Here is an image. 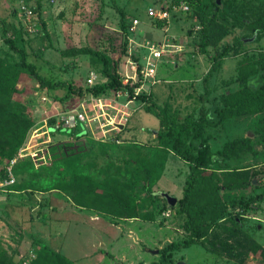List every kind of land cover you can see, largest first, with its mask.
I'll use <instances>...</instances> for the list:
<instances>
[{
	"label": "rangeland",
	"instance_id": "1",
	"mask_svg": "<svg viewBox=\"0 0 264 264\" xmlns=\"http://www.w3.org/2000/svg\"><path fill=\"white\" fill-rule=\"evenodd\" d=\"M37 1L24 0L33 9L32 15H24L19 11L20 0H0L1 92L6 112L27 122L20 130L23 141L12 157L15 181L0 189V249L12 241L13 264L24 260L35 264L43 247L53 249L47 242L55 239V251L73 264L158 262L163 246L188 236L182 228L185 215L169 207L160 195L150 202L146 193L147 187L169 191L166 187L174 182L170 187L178 202L188 176L186 161L171 152L172 140L160 119L165 117L178 126L186 143L195 139L192 126L202 104V78L211 57L228 44L230 50L209 78L211 92L203 104L217 120L224 106L221 93L233 92L248 113L206 125L203 134H215L214 127L220 123L218 143L254 135L252 122L264 115V102L243 103L256 88L242 87L239 76L253 77L252 66L259 65L264 56V33L258 29L264 24V0H189L192 12L175 9L168 19H158L156 13L174 0H40L39 13ZM213 4L215 20L227 26V33L201 53L197 11ZM156 20L166 23L156 26ZM5 37L25 51L26 61L39 76L61 84L41 86L27 68L18 65L19 54L7 46ZM236 37L243 39L239 46L233 44ZM79 46L102 50L118 60L124 77L133 81L140 77L136 91L146 92L150 101L130 99L124 90H87L106 83L107 78L94 55L62 53ZM151 49L161 50L160 56L150 57ZM141 70L150 71V76L143 80ZM68 83L82 87L84 93H73ZM79 114L84 118L79 119ZM69 117L75 121L67 122ZM259 128L253 140L258 156L241 149L227 168H248L255 183L238 192L216 194L209 186L198 193L197 204H208L216 196L218 201L225 200L222 211L206 213L212 218L222 212V217L212 223L204 239L172 251L168 264L179 260L185 264H264V127ZM12 158L0 154L5 177ZM210 167L219 169L216 164ZM76 176L86 177L99 191L116 188L143 204L146 211L154 210V220L131 222L98 212L102 216L97 220L86 221V216L95 217L88 212L93 209L76 207L66 193L55 188L60 182H73ZM232 199H246L251 207L244 209ZM70 207L80 211L76 227L67 230L63 225L52 240L46 239L54 235L47 227L50 220L71 222ZM168 209L170 214L165 216ZM233 217L239 222L232 221Z\"/></svg>",
	"mask_w": 264,
	"mask_h": 264
},
{
	"label": "trees",
	"instance_id": "2",
	"mask_svg": "<svg viewBox=\"0 0 264 264\" xmlns=\"http://www.w3.org/2000/svg\"><path fill=\"white\" fill-rule=\"evenodd\" d=\"M180 1H185L189 5V12H192L191 6L193 3L189 0H174L173 3L177 5ZM37 11L40 12V0L37 1ZM214 8L216 5H205L199 11H197V18L200 25V42L199 51L201 53L206 52L208 45H214L218 39L227 33V26L221 24L215 20ZM186 11V12H188ZM121 12V11H120ZM164 20H156L154 23L156 26L165 25ZM44 27V23L42 22ZM260 32L264 33V24L260 23L258 26ZM7 46L19 54L18 65L27 68V70L37 79L41 86L55 87L61 84V82H50L36 73L35 66L26 61L25 51L18 47L14 40L5 37L3 38ZM243 39L236 37L233 44L235 46L241 45ZM228 44H224L220 51L211 57V64L206 74L202 78L203 92L199 95V99L202 102L199 108V116L193 122L192 131L193 135L189 143H186L182 131L176 125L169 124L165 117L160 119V125L166 129L167 136L172 140V149L174 153L181 159L186 161L189 165L188 176L186 184L183 187L182 197L178 199V202L171 207L177 212L185 215L183 219V229L187 231L188 236L180 241H172L167 243L160 249L161 259L158 262H152L151 264H168L171 252L174 250H180L187 248L192 244L198 243L207 236L208 229L211 228L212 223L222 217V212L217 213L212 218H208L206 213L208 210L224 208L225 200L218 201V197L214 200H209L208 204H197L195 197L198 193L204 192L208 189L213 190L216 194L220 191H236L247 189L252 182L254 175L248 168L239 169H227L224 165L231 155L238 152L241 149H248L253 156L257 157L259 150L254 147L253 140L255 132L260 130L258 127L261 125L264 127V115L258 116L252 122L251 131L253 136H237L227 140L222 146L221 150L216 153L212 152L208 137L203 134V130L206 125H213L220 122L222 119L231 116H240L248 112L242 109V104L238 100V96L233 92H222L220 100L224 106L220 109L221 116L217 120H213L211 115L206 110L203 102L206 100L211 92L209 85V78L211 74L218 69L220 59L228 50H230ZM124 50V49H123ZM64 54H77V53H90L94 55L98 61L102 64L101 72L107 78V82L99 85H93L89 87L92 93L104 92L110 88L113 90H124L128 93V98L135 99L139 102L148 103L150 97L146 92L139 90L136 91L141 84V79L133 81L130 77H124L119 72L118 60L111 59L102 50L92 49L87 46L72 47L68 50L62 51ZM252 71L256 73L253 77L247 78L244 73L239 76L242 82V87L249 85L254 87L248 97L243 99V103H251L260 100V103L264 102V56L257 66H252ZM140 75V74H139ZM141 76V75H140ZM68 88L77 95H82L84 89L82 87L74 86L70 83L67 84ZM259 102V101H258ZM6 103L3 101V94L0 87V154L6 159L10 160L19 144L23 141V131L26 128V121L20 119L19 116L7 113L5 110ZM255 107L252 108L253 111ZM251 110V111H252ZM151 131V129H149ZM216 164L219 169H213L210 166ZM5 177L4 168L0 167V178ZM147 187V186H146ZM55 188L63 191L73 201L74 204L93 209L97 212L116 216L119 218H132L136 217L142 220L153 221L155 218V211L144 209V205L139 201H136L128 195H122L114 187L110 189L96 190L88 181L86 177L76 176L73 182L59 183ZM149 201L152 202L158 194L146 189ZM264 196V189L262 192ZM239 201L241 207L244 209L250 208L251 205L246 199H232ZM166 201V200H165ZM222 211V210H221ZM232 221L239 220L235 217L231 218ZM240 228V223H237ZM238 233V230L234 232ZM214 248L223 247L222 245H214ZM223 251H225L222 248ZM41 261L45 264H73L70 259L60 254L53 249H47L43 247V250L39 253L38 259L35 260V264ZM0 264H13V257L5 249H0ZM125 264V263H120Z\"/></svg>",
	"mask_w": 264,
	"mask_h": 264
},
{
	"label": "crops",
	"instance_id": "3",
	"mask_svg": "<svg viewBox=\"0 0 264 264\" xmlns=\"http://www.w3.org/2000/svg\"><path fill=\"white\" fill-rule=\"evenodd\" d=\"M214 129H215V131H216V133L215 134H211V133H205L204 135L206 136V137H208V142H209V144H210V147H211V150H212V152H214V153H216L218 150H221L222 149V146L224 145V143L226 142V140H224V141H222L221 143H218L217 142V139L221 136L220 135V133L219 132H221V130H222V124H218L217 126H215L214 127ZM153 129H151V133L153 134V135H155V131H152ZM224 132V131H223ZM229 140V139H228ZM214 141H216L217 142V144H216V148H214L213 147V142ZM215 143V142H214ZM171 152H174L173 151V149L171 150ZM236 153H234L233 155H231L227 160H225V162H224V165L225 166H227V168H228V165H229V167L232 165V163H233V161H234V159L236 160ZM184 161V160H183ZM185 162V161H184ZM186 163V168H187V170H188V172H189V169H188V167H189V165H188V163L187 162H185ZM172 183H173V185H172ZM168 187H166L167 189H169V191H166V192H168L169 194H173V196L175 195V193L174 192H172V187H170V186H174L175 184H174V182H172ZM253 183H255V180L253 179ZM185 186V185H184ZM175 190H177V188H175ZM159 191H161V190H159ZM155 192V191H154ZM176 192V191H175ZM180 193H183V188L181 189V192ZM175 197V196H174ZM181 197H182V195H181ZM180 197V198H181ZM71 200V199H70ZM71 203L72 204H74L73 203V201L71 200ZM76 207H78V205H76V204H74ZM71 206V205H70ZM71 208V211H69L70 213H69V220L71 221V222H69V223H67V222H65V221H62V219L61 220H57V219H54V220H50V224L49 225H47V227L49 228V231H52V233L54 234V235H52V236H45V238L46 239H53L54 237H55V235H56V233H57V231H58V229H60L61 228V226H65L66 227V229L68 230V228L71 226V225H74L75 227H76V224H77V221H78V216H77V212H80V211H78V209H74V208H72V207H70ZM169 210V209H168ZM88 212H89V214H92V215H94L95 217H90V218H88L87 216L84 218L86 221H95V220H97V217L99 218V216H102V215H99V213L97 212V211H95V210H88ZM100 214H104V213H100ZM103 216H107L106 214H104ZM166 216V215H165ZM167 216H169V215H167ZM81 217V216H80ZM110 217H112V216H110ZM119 218V217H118ZM137 219H139V218H136V217H132V218H128V220H130L131 222H133V221H136ZM68 220V221H69ZM139 220H142V219H139ZM142 221H147V220H142ZM148 222H152V221H148ZM73 227V226H72ZM183 228V227H182ZM87 230H88V227H87ZM92 231H95L94 230V228H92L91 229ZM184 230V229H183ZM185 231V230H184ZM185 232H187V231H185ZM58 234V233H57ZM58 237H61V235L59 234L58 235ZM55 240V239H54ZM54 240H52V241H54ZM52 241L51 242H47V244H49V246L51 247V248H53L54 250H56V246H54V242L52 243ZM11 242V243H10ZM170 242H172V241H170ZM169 243V242H168ZM193 245V244H192ZM5 246L7 247V248H5V250L8 252V254H11L12 253V251H11V248L12 249H14L15 248V243H13L12 241H9V243L6 245L5 244ZM18 246V245H17ZM18 248V247H17ZM15 250V249H14ZM181 250V249H180ZM14 252H16V250L14 251ZM105 252V251H104ZM108 253V252H107ZM13 261H14V258H13Z\"/></svg>",
	"mask_w": 264,
	"mask_h": 264
},
{
	"label": "built area",
	"instance_id": "4",
	"mask_svg": "<svg viewBox=\"0 0 264 264\" xmlns=\"http://www.w3.org/2000/svg\"><path fill=\"white\" fill-rule=\"evenodd\" d=\"M19 11L23 12L24 15H32L33 9L29 5H26L24 3V0H20L19 2ZM179 9L182 11H187L189 10V5L185 1H180L177 5L172 4L168 5L164 8H161L159 11H157L156 16L158 19H168L170 17L171 11ZM30 28V27H29ZM161 50H156V49H151V55L150 57L152 58H158L160 56ZM142 74V79H147L150 76V71L148 70H141ZM129 76V75H126ZM131 78V77H130ZM79 119H83L84 115L79 114L78 115ZM67 122H73L75 121V117H69ZM15 162V158H12L10 161V164L7 166L6 170V177H3L0 179V189H2L3 186H8L12 184L15 181L14 173L12 172V164ZM170 211L167 210L165 212V215H169ZM22 264H29V260H24Z\"/></svg>",
	"mask_w": 264,
	"mask_h": 264
},
{
	"label": "water",
	"instance_id": "5",
	"mask_svg": "<svg viewBox=\"0 0 264 264\" xmlns=\"http://www.w3.org/2000/svg\"><path fill=\"white\" fill-rule=\"evenodd\" d=\"M154 193L160 195L161 197H163L166 202H167V205L169 207H173L176 202H177V198L174 197L173 195L169 194L168 192L166 191H155ZM175 264H185L184 261H177Z\"/></svg>",
	"mask_w": 264,
	"mask_h": 264
},
{
	"label": "flooded vegetation",
	"instance_id": "6",
	"mask_svg": "<svg viewBox=\"0 0 264 264\" xmlns=\"http://www.w3.org/2000/svg\"><path fill=\"white\" fill-rule=\"evenodd\" d=\"M180 261H183V260H180ZM176 262H177V261H176ZM176 262H175V263H176ZM184 263H185V262H184Z\"/></svg>",
	"mask_w": 264,
	"mask_h": 264
}]
</instances>
